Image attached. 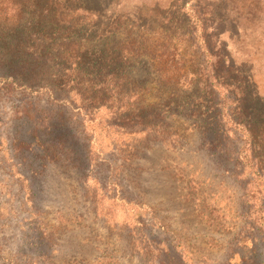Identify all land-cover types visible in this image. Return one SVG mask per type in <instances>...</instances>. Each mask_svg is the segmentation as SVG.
<instances>
[{
    "label": "rangeland",
    "instance_id": "obj_1",
    "mask_svg": "<svg viewBox=\"0 0 264 264\" xmlns=\"http://www.w3.org/2000/svg\"><path fill=\"white\" fill-rule=\"evenodd\" d=\"M118 2L122 12L107 21L87 24V36L110 24L111 32L117 33L116 42L125 39L129 23H138L136 29L146 31L148 25L147 29L161 31L174 27L169 24L173 20L178 23L173 32L182 63L206 69L213 59L204 53L202 26L196 21L200 18L208 27L219 26V43L213 38L211 48L220 53L222 43L237 66L250 68L258 93L264 97V0ZM210 33L206 30L205 34ZM230 34L237 36L231 39ZM146 63L142 58L132 67L143 69ZM148 85L144 82L138 89ZM218 96L222 100L224 92ZM45 100L37 103L36 98L17 97L0 101V258L18 264H158L165 246L172 244L169 235L180 245L171 250L176 263L228 264L231 259L234 264L240 255L249 258L248 247L240 241L250 232L239 234L243 225L239 216L249 208L242 199L247 178L236 182L223 173L222 166L201 147L196 132L179 142L166 134L167 144L160 136L151 135L154 140L146 134L126 136L105 124L113 113L100 111L81 134L84 127L73 113V146L80 143L84 151L88 141L92 142L89 178L84 180L80 162H76L79 159L72 155H57L46 164L36 153L12 148L14 139L29 141L33 130L43 131V122H56L53 114L38 113L36 104L41 108ZM30 106L36 108L35 113ZM27 110L31 111L29 120H22ZM101 162L103 166L98 165ZM27 166L41 175L33 176ZM195 192L200 193L190 196ZM213 210L219 211V219L227 218L223 222L226 227L230 223L229 232L206 221ZM161 223L168 234L158 231ZM258 244L264 255V243Z\"/></svg>",
    "mask_w": 264,
    "mask_h": 264
},
{
    "label": "trees",
    "instance_id": "obj_2",
    "mask_svg": "<svg viewBox=\"0 0 264 264\" xmlns=\"http://www.w3.org/2000/svg\"><path fill=\"white\" fill-rule=\"evenodd\" d=\"M119 6L118 0H0V101L21 97L40 103L46 99L41 108L35 103L38 113L53 114L56 119L43 122L41 132L33 130L29 141L14 139L12 148L36 153L40 162L72 155L79 159V172L87 180L92 142L84 151L80 143L73 146V113L84 127L81 134L100 111L113 113L105 124L126 136H160L167 144L166 134L179 142L196 132L201 147L222 166L223 173L236 182L247 178L242 199L249 208L239 216L243 224L239 234L251 233L245 232L240 241L248 247L249 258L240 255L234 264H264V255L258 251V243H264V97L258 93L251 69L237 66L222 43V52H215L210 41L215 38L219 43V26L208 27L200 18L196 21L202 26L204 53L213 59L206 69L182 63L175 41L177 28L173 29L178 23L173 20L169 21L173 30L161 31L147 29L148 25L146 31L137 30L138 23H129L125 39L116 42L117 33L111 32L110 24L101 25L100 33L86 35L87 24L120 14ZM206 30L212 34L206 36ZM236 36L229 35L231 39ZM142 58H146V68L132 67ZM144 82L150 85L141 91L138 88ZM223 92L221 100L218 94ZM36 108L29 110L35 113ZM29 110L22 120H29ZM27 171L41 175L30 166ZM209 217L206 221L219 231H230V223L226 227L227 218L219 219V211H211ZM158 231L167 233L166 226L161 223ZM169 237L172 244L156 257L158 264H183L172 256V246H180L174 243L177 238ZM0 260L1 264H18Z\"/></svg>",
    "mask_w": 264,
    "mask_h": 264
}]
</instances>
